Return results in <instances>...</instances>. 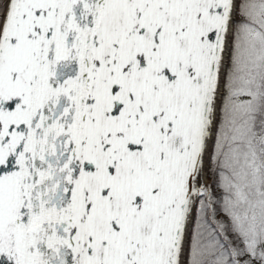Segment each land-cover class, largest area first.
Masks as SVG:
<instances>
[{
    "label": "snow or ice",
    "instance_id": "snow-or-ice-1",
    "mask_svg": "<svg viewBox=\"0 0 264 264\" xmlns=\"http://www.w3.org/2000/svg\"><path fill=\"white\" fill-rule=\"evenodd\" d=\"M0 264H264V0H0Z\"/></svg>",
    "mask_w": 264,
    "mask_h": 264
}]
</instances>
